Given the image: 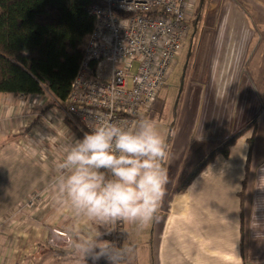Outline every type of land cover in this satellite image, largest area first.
<instances>
[{
  "label": "crops",
  "instance_id": "crops-1",
  "mask_svg": "<svg viewBox=\"0 0 264 264\" xmlns=\"http://www.w3.org/2000/svg\"><path fill=\"white\" fill-rule=\"evenodd\" d=\"M202 3L177 63L186 61L176 103L166 110L160 92L147 116L169 111V183L144 243L132 237V224L131 235L126 224L120 231L121 244L136 246L128 264H264V0ZM44 97L0 94V264H77L72 225L82 233L107 227L102 239L111 242L115 236L113 225L76 216L59 194L64 146L79 138L59 110L42 113ZM246 129L229 157L216 156L182 189Z\"/></svg>",
  "mask_w": 264,
  "mask_h": 264
},
{
  "label": "clouds",
  "instance_id": "clouds-1",
  "mask_svg": "<svg viewBox=\"0 0 264 264\" xmlns=\"http://www.w3.org/2000/svg\"><path fill=\"white\" fill-rule=\"evenodd\" d=\"M54 184L76 216L101 226L128 222L143 230L158 219L169 183L164 166L170 147L157 122L141 118L135 123L98 118L81 139L64 146ZM195 188V183L191 187ZM82 233L74 225L66 231L77 264H128L135 243L102 239L111 233Z\"/></svg>",
  "mask_w": 264,
  "mask_h": 264
},
{
  "label": "built area",
  "instance_id": "built-area-1",
  "mask_svg": "<svg viewBox=\"0 0 264 264\" xmlns=\"http://www.w3.org/2000/svg\"><path fill=\"white\" fill-rule=\"evenodd\" d=\"M194 3H93L89 10L94 30L84 46L64 117L85 133L98 118L129 124L147 118L186 46ZM37 199L39 195L33 201Z\"/></svg>",
  "mask_w": 264,
  "mask_h": 264
},
{
  "label": "trees",
  "instance_id": "trees-1",
  "mask_svg": "<svg viewBox=\"0 0 264 264\" xmlns=\"http://www.w3.org/2000/svg\"><path fill=\"white\" fill-rule=\"evenodd\" d=\"M97 1L0 0V94L16 97L49 94L52 100L44 102L43 114L66 109L72 83L84 58V46L94 30V18L89 9ZM63 122L79 139L85 134L68 117H64ZM246 132L247 129L239 132L210 154L182 189L216 156L229 157L232 147ZM172 136L173 127L168 134V144ZM116 230L115 225L114 235ZM121 240L119 236L112 237L117 246L125 243L123 240L121 244Z\"/></svg>",
  "mask_w": 264,
  "mask_h": 264
},
{
  "label": "rangeland",
  "instance_id": "rangeland-1",
  "mask_svg": "<svg viewBox=\"0 0 264 264\" xmlns=\"http://www.w3.org/2000/svg\"><path fill=\"white\" fill-rule=\"evenodd\" d=\"M195 3H194V8L192 10V15H191V18H190V21L192 22L190 24V34H191V31H192V26L194 25V21L195 19L199 16L198 12L200 11V5L203 4L202 1L204 0H194ZM199 10V11H198ZM190 37V36H189ZM189 40V39H188ZM192 49V47H191ZM190 49V50H191ZM186 64V61L184 59H182L181 63L179 65H176L175 68L173 69V71H171L170 75L167 77V80H166V89L164 91H160L161 94L159 95L160 99L162 101H164L166 103L165 107H166V110H170L172 105H174L176 103V100H177V96H178V87L181 85V78H182V74H183V67L184 65ZM48 100H52L51 96L49 95H46L44 97V102L48 101ZM157 100V98H156ZM66 109H59V112L61 114V117L59 118L60 120H63V117H64V111ZM178 116L176 115V118ZM169 118V111H165L161 116H158L156 117V119L154 118L153 120H155L157 122V125L161 131V133L163 134L166 130H167V123H164V121H166L167 119ZM174 123V122H173ZM176 126L177 124L174 123V130L176 129ZM165 199V198H164ZM124 224H126L127 226H125V230L127 232H132L131 230V224L129 225L128 222H124L121 221V222H117L115 225L118 227V230H116V235L115 237L117 236H120L121 235V230H123L124 228ZM115 225L112 226V232L114 231V227ZM146 229L147 228H144L143 230H138L136 228L135 232L136 233H133L132 237H134V239H136V241L138 242H143L144 240V237L147 235L146 234ZM129 232L128 235H131V233ZM128 239V237H126ZM126 241V240H124ZM144 243V242H143ZM142 243V244H143ZM140 250H145V248H142ZM108 264V262H107Z\"/></svg>",
  "mask_w": 264,
  "mask_h": 264
}]
</instances>
